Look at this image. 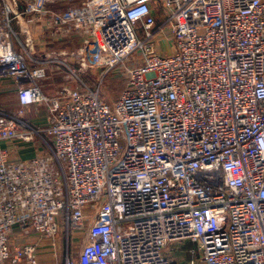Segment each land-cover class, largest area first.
<instances>
[{
  "label": "built area",
  "instance_id": "obj_1",
  "mask_svg": "<svg viewBox=\"0 0 264 264\" xmlns=\"http://www.w3.org/2000/svg\"><path fill=\"white\" fill-rule=\"evenodd\" d=\"M62 1L0 0V82L20 105L0 143L48 149L0 147V264H40L43 239L76 231L64 264H264V0ZM26 16L46 44L79 45L48 57L125 66L117 100L68 82L48 97ZM42 104L43 128L22 120Z\"/></svg>",
  "mask_w": 264,
  "mask_h": 264
},
{
  "label": "rangeland",
  "instance_id": "obj_2",
  "mask_svg": "<svg viewBox=\"0 0 264 264\" xmlns=\"http://www.w3.org/2000/svg\"><path fill=\"white\" fill-rule=\"evenodd\" d=\"M74 2L75 1L68 0V2L62 3L60 8L65 9L69 6V3L70 5H73ZM159 23H161V20ZM40 35L37 36L39 37ZM78 46L79 45L76 43L63 42L62 40L44 45H37V43H35V54L33 55L34 58L46 61L51 60V62L47 64V77L41 82L44 93L48 97H53L56 95L58 90L68 82L73 87L87 85L92 89H96L104 101L110 104L113 103L120 96L127 84L124 76L125 66H119L111 70H107L104 66L90 65L88 67H80L79 62L76 63L72 61L69 56L63 55L65 52L68 54L69 51L78 48ZM167 47H169V45L165 40H163L159 45V48L162 51H165ZM51 52L63 54H54L51 57H48ZM55 59H58V61H54ZM52 61L54 63H52ZM64 64L69 67H66ZM69 68L75 72L73 73ZM31 109L24 111L22 120L33 125V118L42 119L44 117L42 120H40V127L33 125L36 128H43L44 123L42 121L46 120L47 113L45 105L42 104L38 106H32ZM19 111L20 108L11 110L9 109L7 112L19 114ZM45 139L47 142L52 144V139L47 134H45ZM3 143L9 144L4 148L10 150L12 159L20 158L18 157L20 150H23L27 146H31L34 150H40L41 154L47 152L48 150L47 146L42 144L43 142L39 138H35L30 142L13 139L4 141ZM84 234L85 232L83 231H76L66 236L64 233L58 232L54 239H43L38 254L40 264H64V258L68 257L69 259H72L77 257L83 243ZM34 237L36 236L31 237V240L26 239V243L28 241H33Z\"/></svg>",
  "mask_w": 264,
  "mask_h": 264
},
{
  "label": "crops",
  "instance_id": "obj_3",
  "mask_svg": "<svg viewBox=\"0 0 264 264\" xmlns=\"http://www.w3.org/2000/svg\"><path fill=\"white\" fill-rule=\"evenodd\" d=\"M64 2H68V0H63L59 5L55 6V8L59 10H64L60 8L61 4ZM80 2L81 0H75L74 5L79 4ZM69 6H70V3H69ZM30 18L31 17L29 16H26L22 20L14 18L13 25L16 31L20 34L21 40L23 42L28 41L30 42V44H32V42L30 41V38H31L34 44L37 43V45H44L48 43L47 37L45 35H42L44 31L41 28V26H37L38 24H35V22L30 21L29 20ZM158 21H160L159 18H158ZM25 27L29 31L30 35L21 33L22 32L21 29H24ZM37 35H40V36L38 37ZM0 108H2L0 109L1 111H9V109L11 110V109L20 108L18 93H17V82L15 80H4L0 82ZM31 108L32 107H29L27 110H30ZM42 119L33 118L32 122L36 126H41L40 120ZM42 122L45 123V121H42ZM8 145L9 144L3 143V142L0 143V147L2 148ZM18 155H19L18 157L20 158L28 159L35 155H41V153H40V150L38 149L34 150L31 146H27L23 150H20Z\"/></svg>",
  "mask_w": 264,
  "mask_h": 264
}]
</instances>
